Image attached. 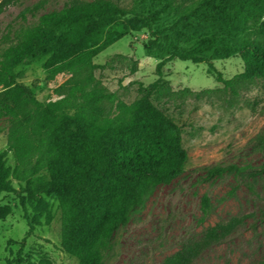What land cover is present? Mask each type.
I'll return each instance as SVG.
<instances>
[{
  "label": "trees",
  "instance_id": "16d2710c",
  "mask_svg": "<svg viewBox=\"0 0 264 264\" xmlns=\"http://www.w3.org/2000/svg\"><path fill=\"white\" fill-rule=\"evenodd\" d=\"M21 2L2 0L0 17ZM47 4L41 0L27 8L23 18L34 20L11 26L0 37V120L10 122L16 160L11 167L7 155L0 154V197L17 192L13 181L25 184L27 203L37 215L46 209L44 196L56 198L64 251L80 264H104L115 234L153 189L184 173L188 151L181 127L155 104L150 89L127 103L96 78L95 59L145 30L153 35L145 44L153 55L168 31L156 25L175 13L172 33L203 26L208 31L194 39L193 47L176 48L169 59L215 70L213 61L241 55L245 76L264 78V0H198L187 9H179L175 0H143V9L114 0H70L63 9L42 13ZM46 57L51 63L46 83L60 82L48 103L37 97L39 86L20 83L17 71ZM218 81L230 85L221 73ZM254 173L263 177L264 164ZM202 210L204 222L212 213L209 195ZM245 225L235 216L211 226L161 264H197Z\"/></svg>",
  "mask_w": 264,
  "mask_h": 264
},
{
  "label": "rangeland",
  "instance_id": "374dc122",
  "mask_svg": "<svg viewBox=\"0 0 264 264\" xmlns=\"http://www.w3.org/2000/svg\"><path fill=\"white\" fill-rule=\"evenodd\" d=\"M2 0H0L1 2ZM41 0H22L0 17V37ZM70 0H47L42 13L60 10ZM78 2L93 0H74ZM129 9H143V0H114ZM198 0H175L179 9ZM175 13L164 16L156 29L168 28L153 55L145 44L150 31L131 33L100 54L96 78L131 104L150 89L155 104L181 127L188 161L184 173L153 189L128 225L115 234L104 264H161L186 242L198 239L211 226L240 216L246 225L227 242L206 252L197 264H264V176L254 171L264 164V78L246 77L241 55L195 64L169 59L176 48H191L208 26L172 33ZM7 46V45H4ZM166 60V61H165ZM165 61L164 67L160 68ZM48 57L18 68L20 83L37 85V97L51 102L47 84ZM218 73L230 85L218 81ZM0 154L16 165L10 151L8 119L0 120ZM17 192L0 197V264H80L62 246V211L54 197H43L46 209L37 215L27 203L26 185L13 181ZM209 195L212 213L202 222V200ZM25 199V200H24ZM24 202L25 205H24Z\"/></svg>",
  "mask_w": 264,
  "mask_h": 264
}]
</instances>
